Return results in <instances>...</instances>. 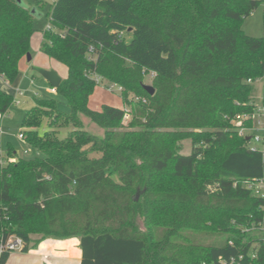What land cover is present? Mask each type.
<instances>
[{"label":"trees","instance_id":"trees-1","mask_svg":"<svg viewBox=\"0 0 264 264\" xmlns=\"http://www.w3.org/2000/svg\"><path fill=\"white\" fill-rule=\"evenodd\" d=\"M262 1L55 0L40 50L67 67L55 89L69 111L39 98L21 132L37 153L22 157L7 143L0 240L17 234L28 251L78 237L81 264H264V196L249 186L264 178V157L234 123L247 114L254 125L252 92L264 83V35L242 27ZM33 18L18 0H0V75L10 84ZM148 74L154 94L143 87ZM96 76L123 87L125 107L90 106ZM13 102L0 89V115Z\"/></svg>","mask_w":264,"mask_h":264},{"label":"rangeland","instance_id":"rangeland-1","mask_svg":"<svg viewBox=\"0 0 264 264\" xmlns=\"http://www.w3.org/2000/svg\"><path fill=\"white\" fill-rule=\"evenodd\" d=\"M55 0H23L22 3L25 7L29 8V10H37V12H41L40 16H36L33 18L34 28H37L36 32L32 35L30 39V49L29 53L31 55V59H27V56L23 57L22 62L19 66L18 77L16 79L15 84L17 85L18 94L14 96V100H19L20 103H16L15 101L11 105V109L9 113L5 116L4 128L5 134H3L4 141H2V150L4 152H0V160L2 158H6V146L7 141L9 140L17 150V153L22 157H31L34 156L37 152L33 149L25 140L22 141L18 134L23 131L22 119L25 112L33 107L36 103V100L39 98H47V99H56L58 101V105L64 111H69L68 105H66L65 96L58 92L51 84L47 81L45 76L41 74L35 68L41 67L47 70H55L61 77L66 78L68 76L67 67L55 59H51L47 57L41 50V38L42 31L48 30L52 26V13L51 7ZM264 0L260 3V6L254 10L249 16L244 19V23L242 25L243 30L246 34L254 37H261L264 35ZM60 30L59 27H53V31ZM152 76L148 74L145 77L144 83L151 84ZM108 84L110 82L104 81L103 83L98 84L90 97L89 104L95 110H101L104 104H110L112 106L125 107V103L123 102V98L121 96V92L118 88L112 90L108 88ZM263 78L256 80L254 84V89L252 95L257 103L262 106V93H263ZM13 90L10 86L6 87V90ZM130 112V111H129ZM130 119L129 115L125 116V122H128ZM85 123V129L97 134L102 135L103 128H99L95 123L91 122L88 117L83 118ZM235 123V122H234ZM243 126L246 131H254V125L250 126L248 123L243 122ZM46 124L40 127V132H43L46 129ZM74 127L70 125L69 127L62 128L59 131V135L62 137H66V135L72 130ZM238 131V128H236ZM240 132V131H239ZM255 133L259 135H264V130L257 129ZM256 146H260V143L254 142ZM181 151L185 154L191 152V142L190 139H184L181 142ZM133 199L139 200L141 198L140 191H135L133 193ZM137 197V198H136ZM140 218L137 217V223L140 225ZM34 238L39 237L38 233H32Z\"/></svg>","mask_w":264,"mask_h":264},{"label":"crops","instance_id":"crops-1","mask_svg":"<svg viewBox=\"0 0 264 264\" xmlns=\"http://www.w3.org/2000/svg\"><path fill=\"white\" fill-rule=\"evenodd\" d=\"M7 86H10L13 90L17 88L15 83L10 84L3 76L0 75V89L11 93L14 97L16 93L8 89L6 90ZM6 115H0L1 153L4 152L1 146L2 141H4L3 134L6 132L3 122ZM9 142L10 141L8 140L6 143ZM81 256L82 249L80 246V239L78 237L65 239L46 238L43 239L37 247L30 248L28 251L12 252L7 259L6 264H81Z\"/></svg>","mask_w":264,"mask_h":264},{"label":"built area","instance_id":"built-area-1","mask_svg":"<svg viewBox=\"0 0 264 264\" xmlns=\"http://www.w3.org/2000/svg\"><path fill=\"white\" fill-rule=\"evenodd\" d=\"M96 81H97L98 84L104 82L102 80L101 76H96ZM107 86H108V88H111L112 90L118 88L120 91H122V89H123V87L120 86L117 83L116 84L110 83ZM52 89H55V88L53 87ZM14 91H15L16 95L19 92L17 88H15ZM15 102L17 104L20 103L19 100H16ZM248 118H251V116L247 115V114H244V115L241 114V115H238L234 119V122L236 124V127L238 128V131H240L239 132L240 135H242V134H252V136H251L252 143L250 144V146H252L253 150L260 149L262 151V154H263V157H264V135H259L258 133L257 134L255 133V131L257 129L264 130V104L262 106H260L258 103L256 104V111H255V115L253 116V119H254V131H251V132L246 131L245 127L243 126V124H244L243 122L246 119H248ZM18 137H20V139H22L23 141L25 140V137L23 136L22 133H19ZM254 142H256V143L259 142L261 147L260 146H256L254 144ZM249 186L253 189L255 194H257L258 196L259 195L264 196V178L259 179V181H256L255 183H251ZM1 237L2 236L0 234V239H1ZM24 247L25 246H24L23 238L18 236L17 234H11V236H9L5 241L0 240V254L2 252H4V251L9 252L10 254L12 252H15V251H23Z\"/></svg>","mask_w":264,"mask_h":264},{"label":"water","instance_id":"water-1","mask_svg":"<svg viewBox=\"0 0 264 264\" xmlns=\"http://www.w3.org/2000/svg\"><path fill=\"white\" fill-rule=\"evenodd\" d=\"M23 0H18L19 4H23L22 3ZM33 16H40L41 12H37V10H33L31 11ZM31 55L30 53L27 54V59L32 60L31 59ZM35 70L39 71L41 74H43L45 76V78L47 79V81L51 84L52 87H58L59 84L62 81V77L53 69V70H47L41 67H37L35 68ZM143 87L145 88L146 91H148V93L150 94H154L155 93V88L154 86H152L151 84H143ZM137 198V197H136Z\"/></svg>","mask_w":264,"mask_h":264}]
</instances>
